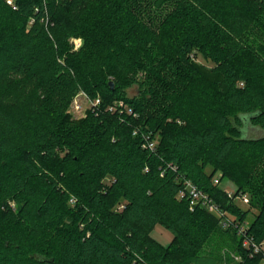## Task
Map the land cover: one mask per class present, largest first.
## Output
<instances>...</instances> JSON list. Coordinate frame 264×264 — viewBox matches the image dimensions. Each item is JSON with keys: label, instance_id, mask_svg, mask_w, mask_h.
Listing matches in <instances>:
<instances>
[{"label": "trees", "instance_id": "1", "mask_svg": "<svg viewBox=\"0 0 264 264\" xmlns=\"http://www.w3.org/2000/svg\"><path fill=\"white\" fill-rule=\"evenodd\" d=\"M81 93L100 104L75 120ZM249 129L264 131V0H0V264H209L220 217L191 210L186 181L260 244L264 136Z\"/></svg>", "mask_w": 264, "mask_h": 264}, {"label": "rangeland", "instance_id": "2", "mask_svg": "<svg viewBox=\"0 0 264 264\" xmlns=\"http://www.w3.org/2000/svg\"><path fill=\"white\" fill-rule=\"evenodd\" d=\"M7 2L11 5L13 4V0H7ZM148 22H150V19L148 20ZM71 42L76 49L79 48L82 44V40L79 38H72ZM195 60L200 66L207 69H211L214 66L213 62L209 61L206 56L201 55L200 53L197 54V58ZM127 93L130 98L136 97L138 95L137 86L129 89ZM92 101L93 100L89 98V96L85 93H82L80 96H78L74 105H79L80 109H75V106L71 108L73 119H84L88 111L92 109ZM246 135L250 137H262L264 136V131H261L260 129H249L247 130ZM221 176L222 175L220 174L216 176L215 181H218V183L216 184H218L221 189L228 193V197L235 204H237V206L241 207V209H243L244 211L249 210V214L243 225L250 224L255 215L258 213V210L250 208V198L247 193L235 194L236 188L232 184V182L228 179L220 181ZM107 182L109 183V180ZM229 194L232 195V197H230ZM240 197H242V199H240ZM245 197L249 200L248 202H246ZM121 208L122 206H120L119 209ZM210 213L215 214L213 212ZM218 214L215 215L217 217H220L222 230L215 232L212 236V239L207 244L204 250V253L207 257L206 261H208L209 264H233L232 261H229L232 256L234 257L235 262L241 260L240 254L236 252L237 244L239 245V243L242 241L243 247H248L247 240L249 238H247V236H245L243 233H241L242 235L240 234V224L236 222V218L234 216L224 212H222V215ZM151 235L158 243H160L164 247H169L173 240L172 233L160 224L154 227ZM257 245H259L261 252L264 253V241ZM262 264H264V260Z\"/></svg>", "mask_w": 264, "mask_h": 264}, {"label": "built area", "instance_id": "3", "mask_svg": "<svg viewBox=\"0 0 264 264\" xmlns=\"http://www.w3.org/2000/svg\"><path fill=\"white\" fill-rule=\"evenodd\" d=\"M76 99H77V97H76ZM76 99L74 100V102L72 104V107L75 106L74 104H75ZM99 104H100V99L99 98L96 99L95 101H92V107H96ZM119 106L123 107L129 114H132V110L130 108L126 107L123 102H120ZM74 108L79 110L80 106L76 105ZM136 133H137V131L134 132V135H136ZM145 141L146 142L144 144V147L148 148L149 150L154 151L155 148H156V142L150 140L149 137H145ZM215 183H218V181L216 180ZM186 195L189 198L191 210H193L195 207L200 205V206L204 207L206 210H208L209 212H213L215 214L219 213V214L222 215V211H220L218 206L207 195H205V193L202 190H200L191 181H186V183H185V191L181 193L182 197H184ZM229 196L232 197V195H230V194H229ZM242 197H240V199H242ZM245 200H246V202L249 201L248 199H246V197H245ZM240 228H239L240 229V231H239L240 234L243 233L245 235L244 227H240ZM247 242H248V246H251L252 249L254 250V252H256V253L261 252L259 245L255 244V243H252V241L250 239H248Z\"/></svg>", "mask_w": 264, "mask_h": 264}, {"label": "water", "instance_id": "4", "mask_svg": "<svg viewBox=\"0 0 264 264\" xmlns=\"http://www.w3.org/2000/svg\"><path fill=\"white\" fill-rule=\"evenodd\" d=\"M110 85H111V88H112V89H114V83H113V82H111V84H110Z\"/></svg>", "mask_w": 264, "mask_h": 264}]
</instances>
